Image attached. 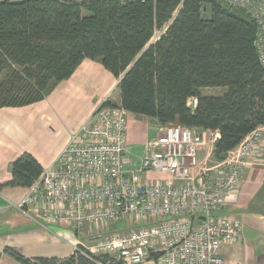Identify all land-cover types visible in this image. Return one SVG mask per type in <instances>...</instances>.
I'll use <instances>...</instances> for the list:
<instances>
[{"label":"trees","instance_id":"trees-1","mask_svg":"<svg viewBox=\"0 0 264 264\" xmlns=\"http://www.w3.org/2000/svg\"><path fill=\"white\" fill-rule=\"evenodd\" d=\"M178 4L164 33L146 46ZM255 34L252 18L221 0H0V108L44 99L82 60H94L118 80L119 104L128 113L159 125L217 131L211 159L220 162L264 124V69ZM204 87L225 90L209 95ZM42 170L24 151L0 187H29ZM81 248L87 255L65 258L3 251L19 264L109 261Z\"/></svg>","mask_w":264,"mask_h":264},{"label":"built area","instance_id":"built-area-1","mask_svg":"<svg viewBox=\"0 0 264 264\" xmlns=\"http://www.w3.org/2000/svg\"><path fill=\"white\" fill-rule=\"evenodd\" d=\"M221 2L243 9L255 22L254 44L264 69V0ZM202 11L205 15L206 9ZM168 25L155 28L150 41L159 39ZM107 100L70 134L18 208L41 213L48 222L65 223L79 234L120 219L137 222L124 236L110 235L93 246L80 240L74 244L73 252L87 255L83 247L108 256L109 261L96 264H141L153 255L155 264H224L222 249L240 239L241 222L220 211L236 199L242 167L262 139L261 127L224 160L213 162L217 131L159 125L160 134L132 161L126 144L128 112ZM150 173L164 178L152 180Z\"/></svg>","mask_w":264,"mask_h":264},{"label":"crops","instance_id":"crops-1","mask_svg":"<svg viewBox=\"0 0 264 264\" xmlns=\"http://www.w3.org/2000/svg\"><path fill=\"white\" fill-rule=\"evenodd\" d=\"M116 84L117 79L101 63L84 59L68 79L55 84L48 93L51 97L47 94L26 106L0 108V183L9 179L11 162L24 151L32 154L43 169L51 165L70 133L89 119L101 101L107 98L120 103L119 94L112 97ZM206 88L201 89L203 94ZM217 88L216 95L225 90ZM128 123L127 154L136 161L144 153L145 143L160 134L159 124L155 118L130 112ZM260 127L262 139L242 167L236 199L220 211L241 222L240 242L222 249L224 264H264V124ZM148 177L164 178L161 173H150ZM26 190L21 186L0 187L1 264H18L4 253L5 247L26 257L65 258L74 253L73 246L79 240L87 246L95 245H88L86 240L93 232L100 236L97 231L87 228L79 234L60 221H46L41 213L21 211L17 204Z\"/></svg>","mask_w":264,"mask_h":264},{"label":"rangeland","instance_id":"rangeland-1","mask_svg":"<svg viewBox=\"0 0 264 264\" xmlns=\"http://www.w3.org/2000/svg\"><path fill=\"white\" fill-rule=\"evenodd\" d=\"M179 8H180V5L178 4V5L173 9L170 18L164 23V25H166V24H168V23L171 22L172 18L175 17V15L177 14ZM151 43H153V42L149 40L146 46H148V45L151 44ZM117 81H118V80H117ZM218 89H219V88H217V87H209V88H206V93H205V94L216 95ZM118 94H119L118 88H116V89H114V90L112 91V97H113V98H115V96L118 97ZM49 96H50V95L48 94V97H49ZM50 97H51V96H50ZM47 99H48V98H47ZM46 101H47V100H46ZM107 101H109L110 103L116 104V102H115L114 100H107ZM187 103H188V105L192 106L193 103H194V101H193L192 98H189ZM126 121H127V123H126V135H127V131H128V128H129L128 114L126 115ZM158 126H159V125H158ZM79 129H80V128H79ZM79 129L74 130V131H72V132L75 133V132H77ZM147 130H148V132H149V134H150V127H147ZM196 130H197V129H196ZM197 131H198V130H197ZM72 132H71V133H72ZM71 133H70V134H71ZM151 135H153V131L151 132ZM218 137H219V133H218ZM218 137H217V138H218ZM126 144H127V138H126ZM226 155H227V154H226ZM57 157H58V156H57ZM26 188L28 189V187H26ZM26 192H27V190H26ZM18 204H19V203H18ZM18 204H17V206H18ZM19 209H20V208H19ZM22 209L24 210L23 212H26V213H32V212L37 213L36 211H31V210L27 211L25 207L22 208ZM22 209H20V210L22 211ZM121 221H122V219L117 220V221H114V222H111V223H109L108 225H102V226H100V227L97 229V234L100 235V236H97L96 233H94V232L91 233L92 237H90L89 239L86 240V241L88 242V245L97 244L98 242H100V241H102L103 239H105V237H108V236H110V235L124 236V235H126V234L129 232V230L134 229V228H136V227L138 226L136 223H133V224H132V222H128L127 219H126L125 221H123V223H122ZM127 222H128L129 224H128ZM119 223H121V224H119ZM109 227H110V228H109ZM108 228H109V229H108ZM93 231H96V229L93 230ZM240 240H241V239H239V240H238L237 242H235V243H239ZM235 243H232V244H235ZM232 244L225 245V246L228 247V246H231ZM11 259H12L14 262H16L13 258H11ZM239 260L241 261V259H239ZM259 260H260V258H259ZM259 260H258V261H259ZM154 261H155V258H150V259L148 258L145 262H143V263H141V264H155ZM260 261H261V260H260ZM16 263H18V262H16ZM18 264H19V263H18Z\"/></svg>","mask_w":264,"mask_h":264}]
</instances>
